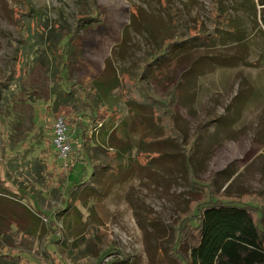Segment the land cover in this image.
I'll list each match as a JSON object with an SVG mask.
<instances>
[{"label": "rangeland", "instance_id": "obj_1", "mask_svg": "<svg viewBox=\"0 0 264 264\" xmlns=\"http://www.w3.org/2000/svg\"><path fill=\"white\" fill-rule=\"evenodd\" d=\"M222 2L231 20L217 32L215 0H0L1 72L24 52L19 77L0 90L1 253L29 264H182L180 239L204 198L185 178L186 151L200 183L264 195V0ZM100 13L102 25H81ZM107 61L120 79H141L147 64L142 83L151 93L185 74L178 110L186 151L155 146L166 156L147 163L151 155L141 152L140 166L139 152L150 146L140 147L131 130L98 128L86 140L91 103L80 86L85 77L101 81ZM97 97L141 123V135L151 133L150 111L132 115L120 83L103 85ZM60 105L69 108L66 159L56 144ZM96 163L121 172L105 178L99 194L89 188L69 202Z\"/></svg>", "mask_w": 264, "mask_h": 264}, {"label": "trees", "instance_id": "obj_2", "mask_svg": "<svg viewBox=\"0 0 264 264\" xmlns=\"http://www.w3.org/2000/svg\"><path fill=\"white\" fill-rule=\"evenodd\" d=\"M215 1L218 7L213 24L214 29L218 32L219 30H224L223 27L225 25H229L231 18L225 13V6L222 0ZM31 9L33 12L35 11L33 7ZM218 16L221 17L217 18ZM88 20H92L89 26L98 27L104 23L105 18L101 13L99 17L95 18H80L81 25H84L83 23ZM4 33L6 34L7 32ZM26 39L28 42L31 40L29 31ZM177 43L174 38L169 40L165 44L164 50L170 51ZM25 46L23 49L27 50L28 45ZM51 51L54 53L52 47ZM59 57L61 62L65 60V55L61 54ZM23 61L24 52L21 51L19 55H14L9 59L7 73L4 74L0 70V90L19 77L15 76V73L19 70V66ZM148 67L147 64H141V79L135 80L131 75L124 76L125 74L120 79L111 62L107 61V68L101 75L103 76L100 78L101 81L85 77L83 84L80 86L89 103H91L89 109L93 130L90 131L88 129L89 132L84 134L86 140H92L95 130L98 128L107 130V132L111 129L120 130L122 133L131 130L132 133L139 135L140 147L141 144L150 146V150L146 149L139 152L138 161L140 166L141 152L151 155L147 157L145 161L147 163L166 156V152L157 150L155 146L162 148L165 145H172L178 148L179 151H186V147H184L186 136L180 126L178 110L182 84L186 81L185 74L183 72L179 74L177 81L172 83L166 90H158L156 93H151L142 83ZM119 83L122 86L124 101L129 106V111H131L132 115L136 113V108L150 111L149 125L151 133L143 131L144 134L141 135V123L139 124L134 120L133 125H131L130 120L121 117L116 108L113 110L112 105L111 109L105 108L98 99L99 88L104 85V87L114 89ZM74 88L75 86H71L67 95H72L75 91ZM68 109L66 105H60L56 110L57 116L64 117L65 113L69 112ZM186 152L185 178L193 191L202 193L204 198L196 201L195 207H192L190 214L192 213L195 223L190 233L183 232L185 238L180 239L183 250L175 258L177 260L180 259L182 264H264V229L262 227L264 195L251 193L232 196L219 193L209 184L200 183L201 179L196 176L191 161L192 151ZM121 168L122 165L96 163L92 176L81 180L69 193V202L76 203L80 201V195L89 188L99 194V192H102V183L105 178L118 176ZM2 187V193H4V190L9 191L6 187ZM0 264L29 263L21 255L0 252Z\"/></svg>", "mask_w": 264, "mask_h": 264}, {"label": "built area", "instance_id": "obj_3", "mask_svg": "<svg viewBox=\"0 0 264 264\" xmlns=\"http://www.w3.org/2000/svg\"><path fill=\"white\" fill-rule=\"evenodd\" d=\"M56 134H57V138H56V144H57V148L60 151V156L62 158H67L69 150H70V145L69 143L66 141V137L64 136V130H65V122L63 117H61L57 124H56Z\"/></svg>", "mask_w": 264, "mask_h": 264}]
</instances>
